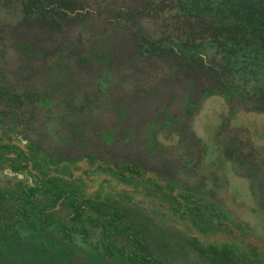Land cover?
Returning a JSON list of instances; mask_svg holds the SVG:
<instances>
[{"label":"rangeland","instance_id":"1","mask_svg":"<svg viewBox=\"0 0 264 264\" xmlns=\"http://www.w3.org/2000/svg\"><path fill=\"white\" fill-rule=\"evenodd\" d=\"M21 16L19 3L0 0V126L13 127L24 147L38 141L53 159L72 161L71 186L81 188V198L98 200L84 216L117 224L105 232L91 221L74 223L69 201L50 204L37 177L1 166L0 264H130L119 251L109 254L107 240L173 264H215L228 241L225 225L205 209L201 215L220 231L201 224L194 209L193 215L178 212L173 197L162 198L177 194L164 189L167 178L211 192L232 227L243 224L251 233L244 254L264 251V47L240 44L238 67L226 74L228 84L245 88V97H190L179 78L158 84L169 70L153 57L144 65H87L81 74L77 65H55L57 51L29 56L16 46L13 27ZM146 19L143 34L159 39V18ZM197 22L195 34L203 36ZM206 52L228 65V54ZM52 91L54 109L40 101ZM108 130L114 139L105 140ZM99 162L108 164L98 170ZM128 164L142 173L119 176ZM19 200L48 205L53 221L14 217Z\"/></svg>","mask_w":264,"mask_h":264},{"label":"trees","instance_id":"2","mask_svg":"<svg viewBox=\"0 0 264 264\" xmlns=\"http://www.w3.org/2000/svg\"><path fill=\"white\" fill-rule=\"evenodd\" d=\"M14 1L20 4L22 13L13 27L17 35L16 46L21 52L42 58L57 51L55 65H77L81 74L87 65H125L126 61L129 65H144L148 62L147 57H153L169 70L162 73L158 84H167L179 78L186 84L183 94L190 97L209 96L214 93L223 94L228 98L236 95L245 97V88L228 84L226 74L238 67V57L243 56L237 50L240 44L254 46L258 43L260 50L264 47V3L257 0ZM153 17L159 18L161 26L164 27L159 29V39H151L149 34H143V18L152 21ZM194 20H197L198 27L204 30L200 33L203 36H196ZM172 30V35H169ZM180 32L184 37L179 35ZM239 36L245 40H241ZM210 48H214L218 53L228 54V65L211 60L206 52ZM239 72L242 74L241 68ZM104 83L108 84L107 81ZM261 90V96L264 97V87ZM53 93L55 92L40 97L42 105L54 109ZM113 134L112 130H108L104 134L105 140L114 139ZM66 162L69 164L66 165ZM66 162L53 159L38 141H31L24 147L13 127L0 126V167L9 166L17 172L26 170L37 177L43 182L45 193L50 195V204L69 201L74 223L91 221L100 224L105 232L111 226H116V219L100 221L93 215L84 216L86 206H91V203L96 205L98 200L80 197L78 192L81 188H73L68 178L73 176L70 167L73 162ZM99 164L98 170H103V165L108 163ZM121 172L119 176L123 177L138 176L142 173L135 164L126 165ZM163 185L169 192H177L174 196L169 193L162 198L169 201L173 197V204L182 215H193L194 209L200 215L201 224L216 231H220L219 224L225 225L224 237L228 238V241L222 244L224 250L214 248L218 250L214 258L215 264H263L264 251L261 247L250 251V254H244L251 233L243 224L232 227V221L217 209V201L211 192L174 178H167ZM95 188L96 186L93 190ZM35 190L37 188L33 189ZM47 206L19 200L14 217L35 216L50 223L53 216L48 213ZM95 207L106 215V211H102L99 205ZM202 209L216 215L220 219L219 224L209 223L205 216L201 215ZM235 230L243 237L235 236ZM137 239L135 237V240ZM193 240L199 241L198 238ZM238 242L240 249L237 250L235 244ZM106 248L112 256L119 251L130 264H173L167 257H158L143 249L129 251L124 246L108 240Z\"/></svg>","mask_w":264,"mask_h":264}]
</instances>
